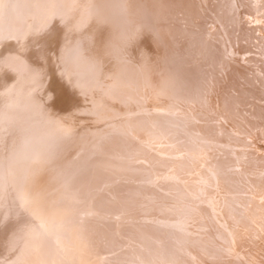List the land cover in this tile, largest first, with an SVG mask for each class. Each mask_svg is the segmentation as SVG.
Here are the masks:
<instances>
[{
  "label": "rangeland",
  "instance_id": "rangeland-1",
  "mask_svg": "<svg viewBox=\"0 0 264 264\" xmlns=\"http://www.w3.org/2000/svg\"><path fill=\"white\" fill-rule=\"evenodd\" d=\"M24 1H25L24 3H19L18 7H16L17 12H21V15L23 14L24 16L28 15L29 12H30V14H32V8L31 7H33L34 4L37 5V3H40V0H34L32 2H30L28 0H24ZM200 2H201V4H203V6L200 5L198 7L199 10L197 12L195 11L194 22H193L194 24L189 25V27L192 28L191 33H193L195 35V39H198V41L203 40L205 38V35L206 36L209 35V37L212 36V38H215L214 36H216L215 41L218 38L219 41L217 40L216 43L217 44L219 43L223 46V48H224L223 51L227 54L226 55L224 53L225 58L226 57L228 58V59L226 58V60L228 62V68H227V71L225 70V73H228L229 75L231 74L232 77H234L237 80V82L239 81V83L242 85L241 89H242V91H245V94L243 95V93L241 91H237L236 88L233 87L232 92L230 94L232 97L229 96V99H231L230 105L231 104L232 105L228 106V107L226 106V109H225V105L223 106V108L219 107L216 114H219V113L220 114L217 116H216V114L215 115L213 113L209 114L208 112H206L204 114L205 116L207 115L206 117H203L201 115H197L196 113L193 112L191 107H188L186 104L185 105L184 104H182V105L178 104L177 105V102H176L177 107L175 104H170V106L168 105L169 107L168 106L167 107H165V106H163V107L152 106L151 107V105L147 104V101L145 104H142V103H144V98L141 99L139 97L138 100L141 101L142 103L138 104V106H136V105L128 106V105H130L128 103L127 106H122V107L120 106L121 107L120 108L119 105H117L119 103L118 101H117V104H113V107L109 103L108 106L110 105L109 107L110 108L112 107L113 109L109 108L108 111L113 110V112H115V113H113L112 111L107 112L106 113L107 116H106V114L102 113V110H101L99 112V114H102L103 118L99 119V116L97 114H95V116H94L95 121H93V123H91V122L86 123V121H88V120L86 118H83L82 116H80L78 113V108H79L78 106L80 105V104L78 105V101L79 102L81 101V100H79L80 99L79 93H81V94L83 93L81 90V87L84 85V84H82L84 79L79 78V80H77V82L75 83V85H77V86H75L74 84L72 86H69L67 84L68 79L66 77V74L65 75L62 74L63 80L60 83V87L62 89L66 90V92L64 91L65 95H66V93H67V96L69 95L68 96L69 100L65 101L64 105L69 106L70 108L67 112L64 111V113H62L58 110V113L56 114V116L58 115L60 120H61L62 128L60 129L61 130L60 134H61V136H64V138L69 139L70 145L71 144H74V145L78 144L77 146H79L78 148L80 150L78 148H76V146L72 147L69 145V147L66 146V148H64L63 144H59L57 147V151H59V153L61 154L65 150L70 149L69 153L67 151H65V152L70 157L74 155L71 158L73 160L80 158V154H83L86 157L85 158L86 161L91 160L94 157H96V158H98V157L102 158L103 157L104 164H106V165H110L112 163H109V162H111L112 160H116V163L112 164L115 167L107 168L113 172V174H112L113 177H111L112 179L110 181L103 182L102 185L100 183L96 187L91 186L92 190L89 191V195L87 194L86 196H83V198H80L81 202L79 201V198L77 199L76 197H74V195H73L74 191H73V189L69 188V186L67 185V181L64 180L65 178L60 179V180L57 179L56 184H54L52 182H50L51 183L50 184L49 183V181H51L50 179L48 181L46 180L47 181L46 185L41 182L42 178L38 179L39 176L36 177L35 180H32L31 182L26 179V178H28L26 175L32 174L33 171L34 172L35 171L36 172L41 171V169L37 170L35 168V167L40 165L39 164V157L38 158L34 157L38 153V152H36L38 150V148L42 147L40 145L42 142H39L41 139H39V137H38V142H37V134L34 133L32 129L30 130V132L33 133V136H35L36 140L33 139L34 137L30 138V135H29L30 132H29V134L26 133L29 131L28 125L30 123H28V122H31V120L34 119L33 117L35 115H34V112H32V116H31V113H30L31 111L29 110L30 108H28L27 105H24L23 108L20 107V109L22 110L20 115L14 114V112H12L9 107L7 109V105H2V116L0 115V153H1L0 160H2L1 158L4 157L3 161H5V162L7 161L6 162L7 168L3 167L2 166L3 161H0V167H1L0 168V238H1L0 239V264H7V263L9 264V262H12L13 264H18L17 263L18 260H20V264H23L22 262H24V264H27V259H29L28 253L30 252V254H31L33 252L32 250H34V253H32L33 255H31V256H32V258H35V259H31V256H30V259L28 260V264H30L29 262L31 260L33 262L32 264H34V262L37 260V258H38V260H37V262H35V264H37V263L42 264L41 261H42L43 257L47 259L48 256H49L48 260L50 261L51 258H50L49 252L51 254L52 248L49 247V245L48 246L45 245L46 248H43V249L41 247L39 248L41 243L39 244L40 240L38 241V237H35V236H38V233L40 232L41 229L45 231L47 225H48L47 229L49 230V233L53 234V232H54L53 228H49V226L51 227V224H52V222L50 224L49 217H51V215L56 212L57 208L59 209L60 208L59 206H61L63 204H64L63 206L67 210V211L65 210L66 214L68 211L70 212V210H72L73 208L76 209V206H77L76 210H78V211H77V214L75 216V220L77 218L76 222L78 221L77 222L78 224L81 223L83 226L87 225V228L88 227L90 228L89 225H91V229H92V227H93L92 230H94V231H95V229H97V232H99V234L101 232H105L104 234L107 235V240H106L107 243H109L112 240L116 243L115 244L112 241L111 242L112 244H110L109 246L106 245V250L103 252L104 254L101 253L102 257L101 256H96V257L93 256V259L95 260V263L97 262V264H105V263L110 264V262H111V264L112 263L113 264H117V263L118 264L119 263L120 264H136L135 258L138 257L137 252L139 250L134 251V249H133V252L136 253V254H134L133 252H128L125 249H127V247H129V246L131 247V244H132V246H135L137 243L135 241L133 242L132 239H129L128 236L123 235L122 234L123 232H121L123 237L119 233L123 229L124 226H125L124 228H126L131 224L133 226L145 228L146 232L150 231L153 234L156 233L155 234L156 236L163 234L164 239L162 238V236H160L161 237L160 241L157 239V241H159L156 244L157 246L169 245L171 242V244L173 245V247L175 249L177 247V245L179 244L180 247L177 248V250H180V252L182 253V257H183L182 261H181L182 264H264V185H263L264 184L263 183L264 182V180H263L264 179V142H263L264 136L258 134V129L253 127V124L250 120V116L252 115L253 111L256 112V110H258V108H257L258 105L264 104L263 102L262 103L260 102L261 101V99H259L260 96H257L254 93V91L250 90V88L254 89V86L256 85V83L262 82V79L264 78V72H263L264 71V64L262 62L258 63V60H260V59L264 60V47L261 46L262 42L260 41V38L264 39L263 38L264 37V35H263L264 34V30H263V27H264V21H263L264 20V0H251L250 1V4L252 2L251 9L253 10V8H254L255 11H252V12L247 14V20L249 21L248 23H250L248 26H250V25L252 26L251 30L248 29L249 31L245 30L244 28L237 25L238 22L240 23V25L242 24L241 21L244 20V13L240 14V18H236L237 22L235 23L233 21L231 22L228 20V18H227V12L228 11L225 10V7L223 6V4H221L220 2H217V0H200ZM231 2H233V0ZM231 2L228 3V6L231 7L232 9H236L234 13H236V16L239 17L237 12H238V9L240 10V7H239L240 5L239 6H236V5L231 6ZM241 8H243V7H241ZM209 11H211V12H209ZM224 13H225V15H224ZM254 13H255V15H253ZM23 15H22V19H23ZM11 20L13 21V19H11V17L8 16L7 17V24L8 25L12 24ZM100 20H102V19L100 18ZM204 23L206 24V26ZM229 25H231V26H229ZM21 26H22V23L18 27H21ZM50 26H52L51 22L46 24L45 29L49 30ZM75 27H76V29H75ZM77 27L78 26L70 27V30L67 32V34H70V33L72 34V42H75L74 46H72V49L74 47H76L78 44V41H77L78 35L77 34L82 33V32H80L81 28H77ZM259 30H261V31H259ZM216 31H218V33H216ZM56 32H58V31H56ZM89 33H91V32L89 31ZM199 33H201V34H199ZM229 33L231 34V36ZM250 33H251V35H250ZM255 33H256V35H255ZM260 34H262V35L260 36ZM245 36L247 39H245ZM95 38L96 39L93 38L91 43L87 44L86 48H84L88 52L86 53L85 51H81L80 56L84 57V55L87 56L90 54V52H91V54L94 52L95 49L94 48H93L94 50L90 49V47L97 44L96 40L98 37L95 36ZM200 38H203V39H200ZM242 38L244 41H242ZM17 39L19 40V38L15 37V35H13L11 33L10 34L6 33V41L2 42V43H6V44L5 45L2 44L3 45L2 47L5 46V51L11 50L13 44H15V42H17ZM233 40H235L236 43ZM248 40L250 42H248ZM52 41H53V43L55 41L56 45L60 44V41H61L60 36H57V35L53 36ZM139 41H140L139 36L131 39L130 47H128V49L130 51L129 55H131L137 49V47L139 46V43H140ZM258 41H259V43H258ZM0 42H1V40H0ZM253 42L254 43L256 42L255 44H257V43L258 44L255 45ZM263 42H264V40H263ZM250 44H251V46H250ZM258 45H259V47H258ZM263 45H264V43H263ZM249 46L252 48H250ZM255 46H257L258 48ZM78 47L80 48V46H78ZM235 48H236V50H235ZM98 50H99V53H97L98 57L102 58V56H103L104 57L103 60L105 58H106V60L107 59L108 60L103 61L102 59L100 60L98 58L95 61L98 66H97V69L93 71V76H92L91 80L94 83L93 85L95 86V88H97V90L100 91L102 89L104 92L109 88L110 83H112V84L115 83L111 78L112 76L110 77V74H112V72L110 70H108V68H110L112 71L115 70L116 72H118V68L115 69V67H118V64L119 65L121 64L123 66H127V62H129V59H133L134 56L133 55H132L133 57H128V55L122 56L121 51L115 53V51L112 48L106 49L107 51L109 50V52H105V53L99 48L97 49V51ZM53 51H55V48H53ZM123 52H124L123 53V55H124L125 51H123ZM202 52H203V50L201 51V54H202ZM256 52H259V53H256ZM2 54H5V52H2L0 55H2ZM241 54H242V56H241ZM104 55H107V56H104ZM75 56H76V53L72 54L70 57H68V60L69 61L74 60ZM229 58L230 59L232 58L231 60L235 59V61L231 62V61H229L230 60ZM238 58H240L239 62H238V60H236ZM119 59H120V61H119ZM69 61H67V62L70 63ZM80 61H79V64H80ZM100 61H102V62H100ZM141 61H142V51L140 50L138 53V62H141ZM98 62L100 64H98ZM87 63H90V62H87ZM124 63H126V64H124ZM230 63H231V66H230ZM54 64H55V61H54ZM52 66H53V64H52ZM234 66H235V68H234ZM5 69H6V67L4 68V73H5ZM233 69H236L235 72ZM124 71H126V70L125 69H121V70L119 69L118 73H120V72L124 73ZM10 72L12 73L11 76H13L15 73V72H13V70ZM26 72H27V70H26ZM72 72H74L72 74L73 77H76L78 75L77 71H72ZM109 72H111V73H109ZM261 73H262V75H261ZM6 74H7V72H6ZM70 75H71V73H70ZM256 75H257V77H256ZM30 76H28V77H30ZM110 80H112L113 82H111ZM84 81H86V80H84ZM120 82L116 81L115 84H117V83L119 84ZM139 82L140 81L134 82V84H137ZM256 91H258V89H256ZM239 92H240V94H239ZM252 92H253V94H252ZM102 94H103V98L104 97L107 98L106 93H105V96H104V93H102ZM34 101H35V99H34ZM34 101H32V104H31L32 111L34 110L32 108V106L35 104ZM75 102H77V103H75ZM43 103H44V101H42L39 105L42 106ZM49 105H50L52 111H54V107L52 106V103H49ZM116 105H117V107H116ZM43 107H45V106L43 105ZM0 108H1V106H0ZM38 108L41 110L42 107H38ZM246 108H248V110H251V111L246 110ZM125 109L128 111H125ZM156 109H157V111H156ZM222 109H223V111H222ZM24 110L28 111V113ZM0 112H1V110H0ZM10 112H12L13 114ZM167 112L170 115H168ZM9 113L12 114L13 117L10 116ZM126 113H128V114H126ZM21 114H22V116H21ZM89 114L91 116V114H93V113H89ZM147 114H149V115H147ZM151 114H158V116H160V117H162V116L165 117V118L162 117V119L165 121L163 124H165V126H167L165 128L166 129L168 128L167 131L171 128L169 130L170 132L168 131V134H167V131H163L162 133H159L155 129H150V132L146 131L145 133L141 132V134H138L139 133L138 131H136L134 129H130V127L133 128L132 126H133V123L135 121H139V122L142 121L143 122V120H146V118L151 117L152 116ZM23 115H27L30 118L29 119L30 121H28V119H27L28 117L26 118L27 120H25V121L27 122V124H26V122H24L25 116H23ZM77 115H79V116H77ZM191 115H193V116H191ZM208 116H210V118ZM218 116H220V117H218ZM40 117H42V116H40ZM40 117L38 119H36V121L40 120ZM88 117H89V115H88ZM183 117L184 118L186 117L185 118L186 120ZM21 118H24V119L22 120ZM188 118L191 119L192 121L189 120ZM77 119H79V120L77 121ZM196 119L197 120L199 119L200 121L199 120L196 121ZM127 120H129V121H127ZM235 120H236V122H235ZM206 121H208V123H210L214 127V130H215L214 135L217 136L216 138H214L215 137L214 136L212 139H208V141H207V138L206 139L203 138L200 130L198 129L200 126L202 127L203 124L206 123ZM17 122H18V124H17ZM21 122H23V123H21ZM56 122H58V121H56ZM83 122H84V124L86 123L85 126H84ZM219 122H222L223 125H222V123H219ZM89 123H91L92 125ZM239 123L240 124L243 123V124L240 125ZM24 124H25V126H23ZM77 124H78V126L76 127ZM174 124H176V126ZM14 125H16V127ZM218 125H219V127H218ZM26 126H28V127L26 128ZM55 126L56 125H54V128H55ZM82 126H84V127H82ZM127 126L129 129H127ZM189 126L192 128V131H191V128ZM224 126H227V127H224ZM240 126L243 129L242 131L240 130L241 129ZM186 127H189V129ZM196 127H197V130H196ZM259 128H264V123L262 125H260ZM123 129H125L126 131ZM174 129H175V131H174ZM176 129L178 130V132H176L177 131ZM188 130H189V133H188ZM151 131L153 132V134L151 133ZM181 131H182V134H181ZM124 132H128L127 135L122 134ZM172 132H174V133H172ZM191 132H193V133H191ZM218 132L220 135L218 134ZM132 133H133V135H132ZM150 133H151V135H150ZM177 133L180 136H178ZM194 133H196V135ZM86 134L90 135V137H88L89 139H87L89 141L88 142L85 141V143H87V144H83L84 141H83V143L81 142L82 139H84V137H82V135H86ZM165 134H166V136H165ZM136 135L139 136V138H137ZM170 135L173 137H171ZM175 135H177V137ZM115 136L116 137L120 136V138L125 136L126 139L127 138L131 139V143H133L132 145L134 148L130 152L131 156L129 155L128 159L126 157L121 156L120 154H118V156L117 155L113 156L111 154L106 153L105 156H102V154L100 152H97V151H100L99 148H102V149H103V147L106 148V145L109 144L112 140H114L116 138ZM169 136H170V138H169ZM182 136L185 139H183ZM100 137H101V139H100ZM111 137H115V138L111 139ZM158 137H159V139H158ZM187 137L189 138V140L192 139L193 141H195L199 147L190 149V147H188L186 145L184 146L182 141L183 142L186 141L185 143H188ZM32 139H33V144H31ZM76 139H78V140L76 141ZM90 139H92V140H90ZM109 139H111V140H109ZM140 139H142V140H140ZM242 139H243V141H242ZM72 140H73V143L70 142ZM79 140H81V141H79ZM225 140L227 141V143L225 142ZM239 140H240V142H239ZM141 141L143 142L142 144H141ZM244 141H245V143H244ZM36 142L38 143V145L40 147L37 146ZM178 143H179V146L181 149L179 148ZM66 144H68V140L66 141L65 145ZM82 144L84 146H82ZM136 144H138V145H136ZM180 144L182 146H184L183 147L184 149L182 148V146ZM209 144H210V146H208ZM12 145L14 147H12ZM102 145H103V147H102ZM204 145H207V146H205V149H203V147H201ZM33 146H34V149H33ZM36 146H37V148H36ZM135 146H136V148H135ZM230 146H231V148H230ZM186 147H188V148H186ZM22 148H24V149H22ZM18 149L20 152L18 151ZM26 149L28 150L29 153L26 152L27 151ZM175 149H176V151H175ZM214 149H215V152H214ZM223 149H225V150H223ZM16 150H17V153L19 152L18 155L15 154ZM30 150L34 154H32ZM95 150H96V152H95ZM72 151H74L75 153ZM91 151H93V152H91ZM200 151L205 152L204 155L202 156V158H200V156H199L200 153H197ZM13 152H14V154H13ZM218 152H221V153H218ZM229 153H232V154L230 155ZM11 154L13 157H11ZM161 156L163 158H161ZM242 156H244V157H242ZM218 157L219 158L225 157L226 159H228V158L230 159L229 163L228 162L225 163V165L227 167L224 169L225 170L224 172H226V174L228 176L230 175L229 177H231V178L236 176L237 178H239V180L235 177L234 181H232V183L229 182V183H226L227 184L226 185V184L220 182V179L216 176V173L213 171V169L211 170V168H206L207 166H204L207 164V161L209 159L211 160L212 158L215 159ZM234 157H235V159H234ZM10 158L15 159V160H10ZM20 158H21V160H20ZM126 159L128 161H125ZM163 159L166 162L163 161ZM118 160L129 165L128 167H130L132 169V171L127 172V175L125 177L124 176L120 177L122 170H120V168H119L121 165H120V163H118ZM231 160H232V162H231ZM19 161L20 162L22 161V162L20 163ZM28 161L30 163H28ZM36 161H38V162L34 164V162H36ZM86 161L84 160L83 163H79V165H81L80 169L82 171L85 168L84 165H86ZM14 164H17V165H14ZM19 164L24 165V166H20ZM32 164H34V165H32ZM229 164H230V166H229ZM245 164H247L248 166ZM18 165H19V167H22V168L27 167L26 168L27 171H25V169H22V168L20 169L19 167L17 168L16 166H18ZM28 165H30L31 167H29ZM42 165H44V164H42ZM242 165H243V167H242ZM40 167H41V165H40ZM32 168H33V171H31ZM131 169L128 168V170H131ZM202 169L204 171H202ZM243 169H244V171H243ZM28 171H30L31 173H29ZM136 172H138V174H136ZM203 172L206 174H204ZM132 173H133V175H131ZM240 173H241V175H239ZM75 174H76V170H75ZM242 174H244L245 176L244 175L242 176ZM129 175H130V177H129ZM143 175H145V176H143ZM205 176H207V177H205ZM241 177H243L244 179H242ZM207 178H210V179H207ZM260 179H261V182H260ZM62 180H64L63 181L64 185H63V182H61ZM243 181H245V182H243ZM30 183H33V184H30ZM68 183H69V181H68ZM239 183H241V184H239ZM34 184H36V185L38 184V185L36 186ZM133 184H135L136 188L134 187ZM52 185H54L55 188H53ZM224 185H226L228 188L227 187L225 188ZM236 185H240V186H236ZM262 185H263V189L261 187ZM46 186H48V187H46ZM112 186L124 187V188H127L129 190L133 189V191L138 190L139 195L137 194L138 200L136 202H138V204L139 203L140 204L139 205L135 204L136 207L134 208V210L129 209L130 211L126 208H123V207H121L123 209V212H122V209L119 207L115 208V209H110L113 207L108 206V204H107L108 201L112 202L109 200V197L113 198L112 196L115 195L111 191ZM138 186H139V188H138ZM37 187H39V188H37ZM42 187L44 189H42ZM45 187H46V189H45ZM258 187L261 188L262 190L258 189ZM30 188L32 190L35 188L34 191L36 189H38V190L40 189L41 191L36 190L34 192ZM50 188H52L53 190ZM28 189H29V191L30 190L31 191L29 192ZM48 189H50L51 193H48L49 191H46ZM154 189L157 191H155ZM207 189L208 190L210 189V190L208 191ZM229 189H232V190L230 191ZM57 191H58V193L56 194L55 192H57ZM142 191L148 192V195L145 198H143V196H141ZM234 191H236V192H234ZM28 192L31 194H29ZM41 192H43V194ZM68 192H70V193H68ZM48 194L50 195V197L55 196V198L57 200L54 197L50 198ZM41 195H44V196L41 197ZM60 195H63L64 197L60 196ZM96 195H97V197H96ZM99 195H101V197ZM31 196H32V198H35L37 196V198H35V200H33L32 198L30 199ZM68 196L70 197L71 201L69 200ZM46 197H48V198H46ZM104 197H107V198H104ZM24 198H26V199L24 200ZM28 198H29V200H28ZM61 198H63V199H61ZM84 198L87 199L86 203H83V202H85ZM97 198H100L102 200L105 199L104 200L106 202V203L104 202L105 205H101L103 203H100L99 201H98L99 202L98 203ZM41 199H42V202H41ZM54 199L57 202H55ZM58 199H60V200H58ZM107 199H108V201H107ZM36 200L39 201L37 203H39L40 205L43 204V206L45 208L43 207V209H42L41 208L42 205L40 206L39 204H37V207H36V205H35ZM67 200H69L71 203V204L70 203L67 204L68 209L65 206V204L68 202ZM82 200H84V201H82ZM28 201H32L31 204H30V202L27 203ZM34 201H35V203H34ZM60 201L63 203H61ZM78 201H79L81 206L79 205ZM52 202H54V203H52ZM64 202H66V203H64ZM29 204H30V206H29ZM46 204H47V206H46ZM53 204L57 207V208L54 207L55 210L53 209V206H54ZM72 204H75V205H72ZM49 205L50 206L53 205L52 209L50 208ZM22 206L23 207L25 206L24 207L25 210L30 211V214L28 211H25ZM63 206H61V209L64 210ZM20 207H22V208H20ZM46 207H48V208L46 209ZM16 208L19 209L20 211L19 210L16 211L17 210ZM33 208L35 209V211H38L36 213L39 216H37V214L34 213L35 211H33ZM49 208L51 210H49ZM79 208H81V210ZM82 208L85 210H83ZM21 209H23L24 213L21 212ZM36 209H38V210H36ZM39 209L40 210L42 209V210L40 211ZM44 211L47 214L44 215L43 214V213H45ZM13 212H15V214ZM16 212H17V214H16ZM40 212L42 214H40ZM50 212H51V215H50ZM57 212H58V210H57ZM69 212H68V214H69ZM255 212L256 213L258 212V214H256ZM19 213L21 215L26 214L29 219L24 215L21 216ZM31 214L32 215L35 214V216L31 217ZM15 215H16V217H15ZM18 215H19V217H18ZM47 215H49V217ZM38 217H41V218L44 217V219H41V218L38 219ZM20 218H21V220H20ZM24 218L26 219V221L29 220L28 223L26 221H24L27 224L23 223L22 220H25ZM35 218H37L40 221H38ZM14 219H15V222H14ZM33 219L35 221H32ZM41 220H43V221H41ZM38 222L41 223V226L38 225L39 224ZM101 222L103 223V225H101L102 224ZM20 223L25 227H22ZM30 223L32 224V226L30 225ZM33 223H34L35 227L33 226ZM35 223L39 227H36L37 225ZM45 223H47V225ZM17 224L20 225L21 227L18 226ZM29 225H30V227H29ZM53 225L54 224H52V227H53ZM106 225L108 226L109 229H107ZM9 226H10L11 230H10ZM16 227H18L19 229L18 228L16 229ZM31 227H33L34 229ZM35 228L39 229V231L36 230ZM13 229L15 231H13ZM24 229H25V232H24ZM30 229H32L33 231ZM114 229L117 231L118 234L116 233V231ZM19 230H21L20 232L23 235L20 234ZM27 230H29V231H27ZM34 230H36V232ZM15 232L16 233L18 232L19 234L18 233L16 234ZM25 233H26V235H25ZM166 233H167V235H166L167 238L165 237ZM1 235H2V237H1ZM17 235H18V238L16 237ZM19 235H21V236H19ZM28 235H30L31 237H29ZM110 235H112L113 238ZM24 236L29 240H26V238ZM20 237L25 238V242H24L23 238H21V240H20ZM52 237H53V235H52ZM110 237L112 238V240ZM10 238H12V239H10ZM124 238L126 241L124 240ZM114 239L115 240L118 239V240L115 241ZM34 240H36L35 241L36 243L34 242ZM127 240H129V241H127ZM6 241H8V242H6ZM29 241L32 243L33 248H34V246H36L35 248L38 251L35 248L32 249V246L30 245L31 243ZM52 241H53V238H52ZM131 241H132V243H131ZM117 242H118V244H117ZM33 243H35V244H33ZM125 243H126V245H125ZM128 243L129 244L131 243V244L129 245ZM11 244H12V246H11ZM17 244H19V247L21 248V250L24 247L25 248L27 246L28 247L26 248V250L24 248V250H22V251L19 248V250L21 251L20 252L18 250ZM22 244H25V246ZM151 244H149L145 249L148 250L149 254L154 255V257L147 258V259H149L147 261H145L146 259H144L143 261H138V264H149V263L150 264H174L171 262L162 261L164 258L161 255L160 249L163 251V248L160 247V249L159 248L157 249L155 246V243L152 246H151ZM47 247H48V249H50V248L51 249L48 250ZM108 247L110 249L112 248L114 250L111 249V251H110V249ZM119 247H120V249H119ZM8 248H10L11 250H9ZM12 250H16V251H12ZM40 250H42V252H39ZM47 250L49 251L48 256L45 255V251L47 254ZM6 251H7V253H6ZM24 251H26V252H24ZM12 252L15 254V256H14V254H12ZM8 253H10V254H8ZM18 253H19V255H17ZM21 254L24 256H22ZM8 255H10V258ZM25 255H27V256H25ZM17 256H19L18 259H16ZM26 257H28V258L26 259ZM7 258H9L10 261ZM12 258H13V260L14 259L15 260L13 261ZM23 258H24V260H21ZM99 258H101L100 262H99ZM133 259H134V261H133ZM5 260H7V262ZM39 260H41V261H39ZM48 260H46V261H48ZM91 260H92V258H91ZM104 260H105V262L103 263ZM109 260H111V261H109ZM43 261H44V259H43ZM108 261H109V263H108ZM152 261H153V263H152ZM1 262H3V263H1ZM133 262H135V263H133ZM12 263H10V264H12Z\"/></svg>",
  "mask_w": 264,
  "mask_h": 264
},
{
  "label": "bare ground",
  "instance_id": "bare-ground-1",
  "mask_svg": "<svg viewBox=\"0 0 264 264\" xmlns=\"http://www.w3.org/2000/svg\"><path fill=\"white\" fill-rule=\"evenodd\" d=\"M28 1L32 2L34 0H28ZM231 1L232 0H217V2H220L221 4H223V6L225 7V10L228 11L227 12V18L231 22L233 21V22L236 23L237 22L236 18H240V14L244 13V20L241 21L242 24L240 25V23L238 22L237 25L242 27V28H244L245 30H248V29L251 30L252 26L251 25H250L251 27L248 26L250 23H248L249 21L247 20V14L252 12V11H255L254 8H253V10L251 9V5H252V2L250 4L251 0H233V2H231ZM24 2H25L24 0H0V40H1V42H0V54L2 52H5V54L0 55V106H1L0 115L2 116V105H7V109L9 107L10 110L12 112H14V114H16V115H20V113L22 111L20 109V107L23 108L24 105H27L28 108H30L29 110L31 111L30 112L31 116H32V112H34V115H35L33 117L34 119H32L31 122H28V123H30L28 125L29 126V131L26 132V133L29 134L30 130L32 129L33 132L37 134V142H38V137H39V139L42 140V141L41 140L39 141V142H42L41 144L39 143L42 147L38 148V150L36 151L38 153L34 156V157H37V158L39 157V164L41 165V167L39 165V166H37L35 168L37 170L41 169V171H39V172L35 171L34 172L33 168H32L31 171H33V173L29 174V175H26L28 177L26 179L29 180L30 182L32 180H35V178L38 177V176H39L38 179L42 178L41 179L42 181L41 180L40 181L42 183H44L45 185H46V182L49 179L51 180V181H49V183L52 182V183L56 184L57 179L60 180V179H64L65 178L64 180L67 181V185L69 186V188L73 189V191H74V193H73L74 197H76L77 199L79 198V201H80V198H83V196H86L87 194L89 195V191L92 190L91 186L96 187L100 183L102 185L103 182L110 181L112 179L111 177H113V175H112L113 172L111 170L107 169V168L115 167L112 164L116 163V160H112L111 162H109V163H112V164L106 165V164H104L103 157L102 158L101 157H98V158L94 157L93 159L86 161V159H85L86 157L83 154H80V158L73 160L71 158L74 155L70 157L65 152V151H67L69 153L70 149L65 150V151L63 150L65 153L63 152L61 154L59 153V151H57V147H58L59 144H63L64 148H66V146L69 147V145H70L69 139L68 138H64V136H61V134H60L61 133L60 129L62 128L61 120H60L58 115L56 116V114L58 113V110L60 112L64 113V111L67 112L69 110V108H70L69 106H65L64 105L65 101L69 100V98H68L69 95L67 96V93L65 95L64 91L66 92V90L62 89L60 87V83L63 80L62 79V74H64V75L66 74V77L68 79L67 84L69 86H72L73 84L75 85V83L77 82V80H79V78L86 80V81L83 80V82H82V84H84L81 87V90H82L83 93L82 94L79 93V97H80L79 100H81V101L80 102L78 101V105L79 104L80 105L79 106L77 105L79 107L78 108L79 115L82 116L83 118H86L88 120V121H86V123L87 122L93 123V121H95V119H94L95 114H97L99 116V119L103 118L102 114H99V112L101 110H102V113H105V114L107 112H111V111L113 112V110L108 111L109 108H110L109 107L110 105L108 106V104L110 103L112 105V107H113V104H117V101L119 102L117 104V105H119V107L120 106L121 107L122 106H127L128 103L130 104L128 106H133V105L138 106V104L142 103L141 101L138 100L139 97L141 99L144 98V103H142V104H145L146 101H147V104L151 105V107L152 106H154V107L155 106H159V107L165 106V107H167L168 105L170 106V104H175L176 105V102H177V105L178 104H181V105L182 104H184V105L186 104L188 107H191L193 112L196 113L197 115H201L203 117H206L207 115L206 116L204 115L206 112H208L209 114L213 113L215 115L217 113L219 107L223 108V106L225 105V109H226V106L228 107V106L232 105V104L230 105V102H231L230 100L231 99H229V96H231L230 94L232 92V88L233 87L236 88L237 91H241L243 93V95L245 94V91H242V89H241L242 85L239 83V81L237 82V80L234 77H232L231 74L229 75L228 73H225V70L227 71V68H228V62L226 60L227 57L225 58V54L226 53L223 51L224 50L223 46L221 44H219V43L218 44L216 43L218 38L215 41L216 36H214L215 38H212V36L209 37V35H207V36L205 35V38L203 37L204 39L200 38V39H203V40H199L198 41V39H195V35L193 33H191L192 32V28H190L189 25L194 24L193 22H194L195 11L197 12L199 10L198 7L200 5L203 6V4H201L200 0H40V3H37V5L34 4V6L31 7L32 8V14H30V12L26 16H24L22 14L23 15V19H24L23 20L21 12H17L16 7H18L19 3H24ZM230 2H231V6H234V5L239 6L240 5L239 6L240 10L237 8L238 9L237 13H238L239 17H237L236 13H234L236 9H232L231 7L228 6V3H230ZM241 7H243V8H241ZM209 12H211V11H209ZM224 15H225V13H224ZM253 15H255V13ZM8 16L11 17V19H13V21L11 20V22H12L11 25L7 24V17ZM100 18L102 20H100ZM49 22L52 23V26H50L49 30H46L45 26ZM21 23H22V26L18 27ZM74 26H78L77 28H81L80 32H82V33H78L77 34L78 35V37H77L78 44H77L76 47H74L72 49V46H74L75 42H72V34L71 33L67 34V32L70 30V27H74ZM205 26H206V24H205ZM229 26H231V25H229ZM75 29H76V27H75ZM263 30H264V27H263ZM56 31H58L59 33L56 32ZM89 31L91 33H89ZM259 31H261V30H259ZM6 33L7 34L11 33V34L15 35V37L19 38V40L17 39V42H15V44H13L11 50H8V51L7 50L5 51V46L2 47L3 46L2 44H4V45L6 44V43H2L3 41L4 42L6 41ZM216 33H218V31H216ZM199 34H201V33H199ZM55 35L60 36V39H61L60 44H58V45L55 44V41H54V43L52 41V37L55 36ZM250 35H251V33H250ZM255 35H256V33H255ZM261 35L262 34H260V36ZM95 36L98 37L97 40H96L97 44H95L92 47H90V49H93V48L95 49V50L93 49L94 52L92 54L90 52L89 55H87V56L84 55V57L80 56L81 55V53H80L81 51H85L86 53L88 52L84 48H86L87 44L91 43L93 38L96 39ZM138 36H139V39H140L139 46L137 47V49L131 55H129L130 51H129L128 47H130V41H131L132 38H135V37H138ZM230 36H231V34H230ZM245 39H247L246 36H245ZM263 40L264 39L260 38V41L262 42L261 43L262 47H264ZM233 41H235V40H233ZM242 41H244L243 38H242ZM248 42H250V41L248 40ZM235 43H236V41H235ZM258 43H259V41H258ZM257 44H255V45H257ZM78 46H80V48ZM250 46H251V44H250ZM255 47H257V46H255ZM258 47H259V45H258ZM53 48H55V51H53ZM98 48L101 49L104 53L105 52H109V50L107 51L106 49L112 48L115 51V53L121 51L122 52V56H127V55H128V57H133L134 56L133 59H129V62H127V66H123L121 64L120 65L118 64V67H115V69L118 68V72H119V69L120 70L121 69H125L126 71H124V73H122V72L118 73L115 70L112 71L110 68H108V70H110L112 72V74H110V77L112 76L111 77L112 80L115 83H116V81L117 82L121 81V82L119 84L118 83L117 84L110 83L109 84V88L106 91H104V92H103L102 89L100 91L97 90V88H95V86L93 85L94 83L91 80V78L93 76V71L96 70L97 66H98L95 61L98 58L100 60L101 59L103 60V58H104L103 56H102V58L98 57V54H97V53H99V50L97 51ZM250 48H252V47H250ZM140 50L142 51V61L138 62V53H139ZM202 50H203V52L201 54ZM235 50H236V48H235ZM123 51H125L126 55L125 54L123 55V53H124ZM75 53H76L75 59L72 60V61H69L68 57H70L72 54H75ZM256 53H259V52H256ZM104 56H107V55H104ZM241 56H242V54H241ZM240 58H238L236 60H238V62H239ZM231 59L229 61H231V62L235 61L234 58H233L234 60H231ZM104 60H106V58ZM54 61H55V64H54ZM67 61H69L70 63H68ZM79 61H80V64H79ZM119 61H120V59H119ZM87 62H90V63H87ZM100 62H102V61H100ZM259 62H262L264 64V60L263 59L262 60L261 59L258 60V63ZM52 64H53V66H52ZM98 64H100V63L98 62ZM124 64H126V63H124ZM230 66H231V63H230ZM5 67H6V69H5V73H4V68ZM234 68H235V66H234ZM12 70H13V72H15L13 76H11L12 73L10 72ZM26 70H27V72H26ZM233 70L235 72L236 69H233ZM72 71H77L78 75L76 77H73L72 74L74 72H72ZM6 72H7V74H6ZM111 72H109V73H111ZM70 73H71V75H70ZM261 75H262V73H261ZM28 76H30V77H28ZM256 77H257V75H256ZM112 80H110V81L113 82ZM137 81H140V82L137 83V84H134V82H137ZM75 86H77V85H75ZM256 89H258V91H256ZM250 90L254 91V93L257 96H260V98H259V99H261L260 102L264 103V78L262 79V82L256 83V85L254 86V89L250 88ZM102 93H104V96H105V93H106L107 98H105V97L103 98V94ZM239 94H240V92H239ZM252 94H253V92H252ZM34 99H35V101H34ZM32 101L35 102V104L32 106V108L34 109L33 111L31 109ZM42 101H44L43 105L45 107H43V105L42 106L39 105ZM49 103H52V106L54 107V111H52ZM75 103H77V102H75ZM117 105H116V107H117ZM177 105H176V107H177ZM38 107H42L41 110ZM112 107L110 109H113ZM257 108H258V110H256V112L253 111L252 115L250 116V120H251V122L253 124V127L258 129V134L264 136V128H259V126L264 123V104L258 105ZM246 110H248V108H246ZM24 111H26V110H24ZM125 111H128V110L125 109ZM156 111H157V109H156ZM222 111H223V109H222ZM248 111H251V110H248ZM12 112H10V113H12ZM26 112L28 113V111H26ZM89 113H93V114H91V116H90ZM113 113H115V112H113ZM12 114H10V116L13 117ZM126 114H128V113H126ZM167 114H168V112H167ZM219 114H216V116L219 115ZM79 115H77V116H79ZM88 115H89V117H88ZM147 115H149V114H147ZM151 115H152L151 117L146 118V120H143V122L142 121L141 122L135 121L133 123V126H132L133 128H131L129 126L130 129H134V130L138 131L139 132L138 134H141V132L145 133L146 131L150 132V129H155L159 133H162L163 131H167L168 128L167 129L165 128L167 126H165V124H163L165 122L162 119L163 116L160 117V116H158V114H151ZM168 115H170V114H168ZM193 115H191V116H193ZM21 116H22V114H21ZM23 116H25V119L24 118H21V119L22 120L24 119V122H26L25 120H27V119H28V121H30L29 120L30 118L27 115H23ZM40 116H42V117H40ZM106 116H107V114H106ZM39 117H40V120L36 121V119H38ZM208 117L210 118V116H208ZM218 117H220V116H218ZM163 118H165V117H163ZM191 119H189V120H191ZM78 120L79 119H77V121ZM198 120L196 119V121H198ZM56 121H58V122H56ZM127 121H129V120H127ZM222 122H219V123H222ZM235 122H236V120H235ZM21 123H23V122H21ZM91 123H89V124H91ZM17 124H18V122H17ZM26 124H27V122H26ZM83 124H84V122H83ZM85 124H84V126H85ZM176 124H174V125L176 126ZM241 124H243V123H241ZM16 125H14V126L16 127ZM54 125H56L55 128H54ZM222 125H223V123H222ZM23 126H25V124ZM28 126H26V128ZM77 126H78V124L76 125V127ZM84 126H82V127H84ZM189 127H186V128L189 129ZM218 127H219V125H218ZM224 127H227V126H224ZM240 128H241V126H240ZM125 129H123V130H125ZM127 129H129L128 126H127ZM198 129L200 130L203 138H205V139L207 138V141H208V139H212L215 136L214 135L215 134L214 127L210 123H208V121H206V123L203 124L202 127L200 126ZM196 130H197V127H196ZM240 130L242 131L243 129L241 128ZM168 131H167V134H168ZM174 131H175V129H174ZM191 131H192V128H191ZM176 132H178V130ZM219 132H218V134H219ZM127 133L128 132H124L122 134L127 135ZM151 133L153 134L152 131H151ZM151 133H150V135H151ZM172 133H174V132H172ZM188 133H189V130H188ZM191 133H193V132H191ZM181 134H182V131H181ZM194 134L196 135V133H194ZM29 135H30V138L34 137L33 139L36 140L35 136H33V133L30 132ZM132 135H133V133H132ZM177 135L180 136L178 133H177ZM177 135H175V136L177 137ZM120 136H117V137L115 136L116 138L115 137H111V139L112 138H115V139L112 140L109 144H107L106 148L103 147V145H102L104 150L102 148H99L100 151H97V152H100L102 154V156H105L106 153L107 154H111L113 156H115V155L118 156V154H120L121 156L126 157L128 159V156L130 155V152L134 148L133 145H132L133 143H131V139L130 138L126 139L125 136L120 138ZM165 136H166V134H165ZM170 136H169V138H170ZM82 137H84V139L81 138L82 141L81 140H79V141H81L82 143L84 141L83 144H87V143H85V141L86 142L89 141L87 139H89L88 137H90V135L86 134V135H82ZM171 137H173V136H171ZM216 137L217 136H215L214 138H216ZM137 138H139V136H137ZM182 138H183V136H182ZM33 139H32V143L30 142L31 144H33ZM100 139H101V137H100ZM111 139H109V140H111ZM158 139H159V137H158ZM183 139H185V138H183ZM67 140H68V144L65 145ZM77 140L78 139H76V141ZM90 140H92V139H90ZM140 140H142V139H140ZM242 141H243V139H242ZM70 142L73 143V140L70 141ZM185 142L182 141L184 146L186 145V146L190 147V149L199 147L198 144L195 141H193L192 139L189 140V138H188V140H187L188 143H185ZM225 142L227 143L226 140H225ZM239 142H240V140H239ZM142 143L143 142L141 141V144ZM244 143H245V141H244ZM83 144H82V146H84ZM77 145L78 144H76V145L71 144L70 146H72V147L76 146V148H78L79 146H77ZM136 145H138V144H136ZM37 146L40 147L38 145V143H37ZM37 146H36V148H37ZM178 146H179V143H178ZM184 146H182V148ZM205 146H207V145H204V146H201V147H203V149H205ZM208 146H210V144ZM12 147H14V146L12 145ZM188 147H186V148H188ZM135 148H136V146H135ZM179 148H180V146H179ZM230 148H231V146H230ZM19 149H18V151H19ZM22 149H24V148H22ZM33 149H34V146H33ZM223 150H225V149H223ZM74 151H72V152H74ZM175 151H176V149H175ZM26 152H28V150ZM91 152H93V151H91ZM95 152H96V150H95ZM214 152H215V149H214ZM18 153H17V150H16L15 154L18 155ZM31 153L34 154L32 151H31ZM197 153H200L199 156H200V158H202V156L204 155L205 152H201L200 151V152H197ZM218 153H221V152H218ZM13 154H14V152H13ZM229 154L231 155L232 153H229ZM0 156H1V153H0ZM11 157H13L12 154H11ZM242 157H244V156H242ZM3 158L4 157H2L1 158L2 160H0V161H3ZM21 158H20V160H21ZM161 158H163V157L161 156ZM127 159L125 161H128ZM234 159H235V157H234ZM10 160H15V159H11L10 158ZM84 160L86 161V165H84L85 168L82 171L80 169L81 165H79V163H83ZM229 160H230L229 158L226 159L225 157H221V158L218 157V158H215V159L212 158L211 160L209 159L207 161V164L204 165V166H207L206 168H211V170L213 169V171L216 173V176L220 179L221 183H224V184L229 183V182L232 183V181H234V178L236 176L231 178V177H229L230 175L228 176L226 174V172H224L225 171L224 169L227 167L225 165V163L226 162L229 163ZM163 161H165V160L163 159ZM6 162L3 161L2 166L7 168ZM37 162L38 161L34 162V164L37 163ZM231 162H232V160H231ZM28 163H30V162L28 161ZM118 163H120L121 166L119 168H120V170H122V172L120 174V177H123V176L125 177L127 175L128 171H132V169L130 167H128L129 165L125 164L124 162L118 160ZM17 164H14V165H17ZM34 164H32V165H34ZM42 164H44V165H42ZM19 165L16 166V167L18 168ZM30 165H28V166L31 167ZM245 165H247V164H245ZM20 166H24V165H20ZM229 166H230V164H229ZM242 167H243V165H242ZM19 168L21 169L22 167H19ZM26 168H22V169H25V171H27ZM128 168L131 169V170H128ZM75 170H76V174H75ZM202 171H204V170L202 169ZM243 171H244V169H243ZM28 172L31 173L30 171H28ZM136 174H138V172H136ZM204 174H206V173H204ZM131 175H133V173ZM239 175H241V173ZM243 175L244 174H242V176ZM143 176H145V175H143ZM129 177H130V175H129ZM205 177H207V176H205ZM241 178L244 179L243 177H241ZM207 179H210V178H207ZM237 179L239 180V178H237ZM64 180H62L61 182H63ZM68 181H69V183H68ZM243 182H245V181H243ZM260 182H261V179H260ZM30 184H33V183H30ZM239 184H241V183H239ZM34 185H36V184H34ZM63 185H64V182H63ZM133 185L136 188L135 184H133ZM226 185H224L225 188L227 187ZM263 185L261 186L262 189H263ZM52 186H53V188H55L54 185H52ZM236 186H240V185H236ZM39 187H37V188H39ZM43 187H42V189H44ZM46 187H48V186H46ZM46 187H45V189H46ZM138 188H139V186H138ZM34 189L33 190L31 189V190L34 191ZM50 189H52V188H50ZM50 189H48L46 191H49L48 193H51ZM258 189H261V188L258 187ZM36 190H38V189H36ZM229 190L231 191L232 189H229ZM28 191H29V189H28ZM38 191H41V190L39 189ZM58 191L55 192V193L57 194ZM111 191L115 195L112 194L113 198L109 197V200L112 201V202H109L108 199H107L108 206H112L113 207V208H110V209L123 207V208H126L128 210L129 209L130 210H134V208L136 207L135 204L136 205L140 204V203L138 204V202H136L138 200V196H137L138 190H136V191L134 190L133 191V189L129 190V189L124 188V187L112 186ZM155 191H157V190H155ZM70 192H68V193H70ZM234 192H236V191H234ZM41 193L43 194V192H41ZM29 194H31V193H29ZM63 195H60V196H63ZM147 195H148V192H143L142 191V195L141 196H143V198H145ZM42 196H44V195H41V197ZM99 196L101 197V195H99ZM49 197H50V195H49ZM52 197L55 198V196H52ZM52 197H50V198H52ZM96 197H97V195H96ZM31 198H32V196L30 197V199ZM35 198H37V196ZM35 198H32V199L35 200ZM46 198H48V197H46ZM104 198H107V197H104ZM25 199L26 198H24V200ZM42 199H41V202H42ZM61 199H63V198H61ZM97 199H98L97 202L99 201L100 203H103L101 205H105L104 204V202H105L104 200L105 199L104 200H102L100 198H97ZM28 200H29V198H28ZM56 200H55V202H57ZM58 200H60V199H58ZM69 200H70V197H69ZM69 200H67L68 201L67 203L64 202V203H66L65 204L66 207L68 206L67 204L70 203V201H71V200L70 201ZM86 200L87 199H85V202H83V203H86ZM79 201H78V203H79ZM82 201H84V200H82ZM29 202L31 204L32 201H28L27 203H29ZM37 202H39V201L36 200V203L34 201L36 207H37V204H39ZM52 203H54V202H52ZM61 203H63V202H61ZM30 204H29V206H30ZM41 205H42L41 208L43 209L44 206H43V204H41ZM53 205H51V206L49 205L51 209H52ZM63 205H61V206H63ZM72 205H75V204H72ZM79 205H80V203H79ZM46 206H47V204H46ZM61 206H59L60 208L58 209L54 205L53 209L55 210V208H57L58 212L56 210L57 213L55 212V213H53L51 215V212H52L51 211L50 212L51 217H49V215H47L49 217L50 224H51V222H52V224H54L53 227H52V224H51V227L49 226V228H53V231H54L53 234L49 233V230L47 229L48 225H47V223H45L47 225L45 231L41 229L39 233L37 232L38 236H35V237H38V241L40 240L39 244L41 243V245L39 246V248L40 247L42 249L46 248L45 245L46 246L49 245V247L52 248V249L50 248L52 250L51 254L48 251V250H50V249H48V247H47V249H48L47 250V254H46V251H45V255H47V256H48V252H49V255H50V258H51L50 261L48 260L49 256L47 257V259L43 257L44 261H43L42 258H41L42 261L41 260H39V261H41L42 264H97V262L95 263V260L93 259V256L96 257V256H101L102 254H104L103 252L106 250V245L109 246L110 244H112L111 243L113 241L112 240V238H113L112 235H110L112 237V238L110 237L112 241L107 243L106 242L107 235L104 234L105 232H101L99 234V232H97V229H95V231L92 230L93 227L91 229V225H89L90 228L89 227L87 228V225L83 226L81 223L78 224L77 223L78 221L76 222L77 218L75 220V216H76L77 211H78V210H76L77 206H76V209L73 208L72 210H70V212L68 211L69 214H68V212L66 214L65 207L63 206V208H64V210H63V209H61ZM22 207H20V208H22ZM24 207H23V209L25 210ZM48 207H46V209ZM50 208H49V210H51ZM23 209H21V212L24 213ZM67 209H68V207H67ZM79 209L81 210V208H79ZM18 210L19 209H17L16 211H18ZM36 210H38V209H36ZM83 210H85V209H83ZM25 211H28V210H25ZM33 211H35L34 208H33ZM28 212L30 214V211H28ZM36 212H38V211H35L34 213H36ZM122 212H123V209H122ZM13 213L15 214V212H13ZM16 214H17V212H16ZM40 214H42V213L40 212ZM43 214L45 215L47 213L45 212ZM256 214H258V212ZM22 215H24V214H22ZM24 216H26L28 218V216L26 214ZM32 216L34 217L35 214H33V215L31 214V217ZM37 216H39V215L37 214ZM15 217H16V215H15ZM18 217H19V215H18ZM41 217H38V219L41 218ZM15 219H14V222H15ZM35 219H37V218H35ZM41 219H44V217L41 218ZM20 220H21V218H20ZM22 221H23V223H26V222L28 223L29 220L26 221V219H25V220H22ZM24 221H26V222H24ZM32 221H35V220L33 219ZM38 221H40V220H38ZM41 221H43V220H41ZM38 223H39L38 225L41 226V223L40 222H38ZM30 225L32 226L31 223H30ZM30 225H29V227H30ZM38 225L36 227H39ZM101 225H103V223ZM18 226H20V225H18ZM21 226L25 227L22 224H21ZM33 226H34V223H33ZM124 227L119 233L121 234V232H123L122 233L123 235L128 236L129 239H132L133 242L135 241L139 245L138 246L136 244L135 246H132V244H131L132 241H131V243H130L131 247L129 246V247H127V249H125L128 252H133V249H134V251L135 250H139L137 252L138 257L135 258L136 264H138V261H143L144 259H146L145 261H147V260H149L147 258L154 257V255L149 254L148 250L145 249L151 243H152L151 246L155 243V246H156L157 249L158 248L160 249V247L163 248V251L160 249L161 255L164 258L162 261H167V262H171V263H174V264H182V262H181L182 258H183L182 257V253L180 252V250H177V248L180 247L179 244L177 245V247L175 249H174L173 245L171 244V242H170L169 245L157 246L156 244L161 239L160 236H162V238L164 237L163 234H160V235L156 236L155 235L156 233L153 234L150 231L146 232L145 228H140V227H137V226H133L132 224L129 225L128 227H126V228H124ZM9 228H10V226H9ZM17 228L18 227H16V229ZM31 228H33V227H31ZM107 229H109L108 226H107ZM10 230H11V228H10ZM21 230H19V232ZM30 230H32V229H30ZM36 230L39 231V229H36ZM36 230H34V231L36 232ZM13 231H15V230L13 229ZM27 231H29V230H27ZM24 232H25V229H24ZM116 233H117V231H116ZM20 234L23 235L21 232H20ZM21 235H19V236H21ZM25 235H26V233H25ZM52 235H53V237H52ZM123 235H122V237H123ZM166 235H167V233L165 234V237H166ZM28 236L31 237L30 235H28ZM1 237H2V235H1ZM16 237L18 238V235ZM21 238H23V237H20V240H21ZM25 238H23L24 242H25ZM52 238H53V241H52ZM10 239H12V238H10ZM157 239L159 241H157ZM26 240H29V239L26 238ZM117 240H115V241H117ZM124 240H125V238H124ZM35 241L36 240H34V242ZM127 241H129V240H127ZM6 242H8V241H6ZM35 243H33V244H35ZM12 244H11V246H12ZM19 244H17L18 245V250L20 248ZM117 244H118V242H117ZM22 245L25 246V244H22ZM30 245L32 246V243ZM125 245H126V243H125ZM35 247L36 246H34V248ZM24 248L22 250H24ZM26 248H25V250H26ZM34 248L32 246V249H34ZM8 249L11 250L10 248H8ZM111 249H110V251H111ZM119 249H120V247H119ZM20 250H21V248H20ZM112 250H114V249H112ZM12 251H16V250H12ZM32 251L31 252L34 253V250H32ZM24 252H26V251H24ZM39 252H42V250H40ZM6 253H7V251H6ZM32 253L31 254H30V252L28 253L29 254V259H30V256L33 255ZM133 253L136 254L135 252H133ZM8 254H10V253H8ZM12 254H14V253L12 252ZM17 255H19V253ZM8 256L10 258V255H8ZM14 256H15V254H14ZM22 256H24V255H22ZM25 256H27V255H25ZM18 257L19 256H17L16 259H18ZM9 258H7V259L9 260ZM13 258H12V260H13ZM27 258L28 257H26V259ZM91 258H92V260H91ZM29 259H27V264H28V260ZM31 259H35V258H32V256H31ZM45 259L48 260V261H46ZM21 260H24V258L21 259ZM37 260H38V258H37ZM37 260L35 262H37ZM100 260H101V258H99V262H100ZM5 261L7 262V260H5ZM109 261H111V260H109ZM109 261H108V263H109ZM133 261H134V259H133ZM35 262H34V264H35ZM104 262H105V260L103 261V263ZM135 262H133V263H135ZM1 263H3V262H1ZM10 263H12V262H9V264ZM17 263L20 264V260H18ZM22 263L24 264V262H22ZM29 263L32 264L33 263L32 260ZM152 263H153V261H152ZM110 264H111V262H110Z\"/></svg>",
  "mask_w": 264,
  "mask_h": 264
}]
</instances>
